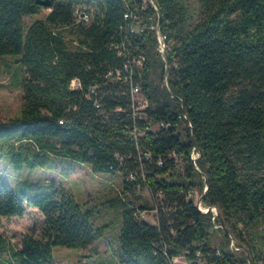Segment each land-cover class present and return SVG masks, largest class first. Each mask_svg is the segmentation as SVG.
<instances>
[{
	"label": "trees",
	"instance_id": "obj_1",
	"mask_svg": "<svg viewBox=\"0 0 264 264\" xmlns=\"http://www.w3.org/2000/svg\"><path fill=\"white\" fill-rule=\"evenodd\" d=\"M50 1L0 0V56H16L13 85L24 92L19 114L0 119V153L16 167L65 158L95 173L121 171L122 193L108 201L121 211V264H173L175 256L264 264V0H155L166 59L152 29L155 11L142 0ZM78 7L89 22L76 23ZM128 10L139 31H129ZM33 14L44 16L27 25L24 16ZM140 56L132 75L149 100V119L138 121L143 129L163 125L136 141L127 85L107 74ZM76 77L82 86L73 90ZM205 185L216 222L187 200ZM144 189L151 203L138 195ZM28 207L43 214L42 232H25L20 247L0 234V264H54L53 247L86 248L110 225L96 224L62 185L0 182V216H22ZM154 208L157 224L138 217Z\"/></svg>",
	"mask_w": 264,
	"mask_h": 264
},
{
	"label": "rangeland",
	"instance_id": "obj_2",
	"mask_svg": "<svg viewBox=\"0 0 264 264\" xmlns=\"http://www.w3.org/2000/svg\"><path fill=\"white\" fill-rule=\"evenodd\" d=\"M43 16L26 15L24 19L29 25ZM15 57L0 56V119L3 121L18 115L23 104V88L13 85ZM5 61L9 62V68H6ZM152 128L157 130L159 125L154 124ZM22 181L62 185L85 209L93 211L92 220L96 224H110L107 233L86 248L53 247L54 264H121L118 254L121 211L111 207L108 202L122 193L121 171L95 173L87 163L65 158L52 159L43 166L31 167L24 164L16 167L9 157L0 153V182L15 188ZM137 193L151 203L148 190L144 189ZM150 223H155L154 219L150 218ZM43 224L44 216L41 211L28 207L22 216H0V234L9 237L16 247H20L22 235L33 229L40 235Z\"/></svg>",
	"mask_w": 264,
	"mask_h": 264
},
{
	"label": "built area",
	"instance_id": "obj_3",
	"mask_svg": "<svg viewBox=\"0 0 264 264\" xmlns=\"http://www.w3.org/2000/svg\"><path fill=\"white\" fill-rule=\"evenodd\" d=\"M151 6L154 9V15L152 16L153 19L156 20L155 23H153L152 29L154 31V35L157 41V50L160 52L161 56L163 59H166V52L169 47V40L167 33L162 30L160 26V13L158 10V6L155 2V0H142V8L145 9L146 7ZM76 23L83 22L87 23L90 21V14L86 10H83L82 8H76L74 11ZM125 18L131 20V23L128 25V29L130 32H135L139 31L138 29V24L136 22L137 17L130 11L128 10L125 13ZM133 22V23H132ZM142 30V29H141ZM116 46V45H115ZM123 46V44H122ZM120 46V47H122ZM119 48V46H116ZM119 53L122 54V49L119 48ZM143 64V57H137L133 58L132 60H128L123 64V67L116 68L115 70H111L108 72L107 76L110 77V80L112 81H122L125 82L128 88V94L129 98L131 101V109L133 110V127L130 129L131 130V135L136 139L138 136L142 135L145 133L147 129L153 130L152 127H147L145 129L140 127L139 124V119L143 121H147L149 119L148 114H147V108L149 106V100L144 93L142 86L138 82H134L133 80V70H134V65L136 67H140ZM81 82L79 78H73L70 82V88L73 90H78L81 89ZM97 86H93L89 89V92L86 94L87 97H90V94L96 91ZM95 106L100 107L101 104L99 101H95ZM62 122V121H61ZM159 127L161 124H158ZM146 159H149L151 157L150 152L144 153ZM169 156L172 158H175L178 162L182 161V157L177 153V151L173 150L169 153ZM200 157V152L196 147L192 148V151L190 153V158L193 161V163L197 166V159ZM158 164H162V161L159 160ZM130 179H134V174H131ZM207 190V186L205 185L203 192ZM199 189L197 187L191 189L188 192L187 195V200L193 199L196 206L198 209L204 213L211 212L212 213V220L216 222L219 218V209L215 205H207L204 203L203 199H201V194L199 195ZM156 196L159 198H162L163 191L159 190L156 193ZM199 198V199H198ZM138 217L142 218L143 220H146L150 222V218L154 219L153 224L158 223V209L154 208L151 210H142L138 212ZM216 227L221 226V224H216ZM231 247L235 250H239L240 247L236 245L235 240H232L231 242ZM171 262L173 264H190L188 261H186L183 257L181 256H175L171 258Z\"/></svg>",
	"mask_w": 264,
	"mask_h": 264
},
{
	"label": "water",
	"instance_id": "obj_4",
	"mask_svg": "<svg viewBox=\"0 0 264 264\" xmlns=\"http://www.w3.org/2000/svg\"><path fill=\"white\" fill-rule=\"evenodd\" d=\"M37 2L40 3V4H43V5L49 6L51 1L50 0H37ZM196 168H198V167H196ZM205 192H203L201 194V199H203V196H204ZM225 230H226L227 233L229 232L228 228H225Z\"/></svg>",
	"mask_w": 264,
	"mask_h": 264
},
{
	"label": "crops",
	"instance_id": "obj_5",
	"mask_svg": "<svg viewBox=\"0 0 264 264\" xmlns=\"http://www.w3.org/2000/svg\"><path fill=\"white\" fill-rule=\"evenodd\" d=\"M31 208H34V207H31ZM35 209H37V208H35Z\"/></svg>",
	"mask_w": 264,
	"mask_h": 264
}]
</instances>
